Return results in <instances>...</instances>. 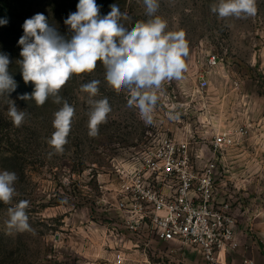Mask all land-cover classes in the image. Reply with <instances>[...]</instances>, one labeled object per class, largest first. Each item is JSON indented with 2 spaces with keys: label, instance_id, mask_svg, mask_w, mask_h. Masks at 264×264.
I'll return each mask as SVG.
<instances>
[{
  "label": "rangeland",
  "instance_id": "374dc122",
  "mask_svg": "<svg viewBox=\"0 0 264 264\" xmlns=\"http://www.w3.org/2000/svg\"><path fill=\"white\" fill-rule=\"evenodd\" d=\"M7 1L0 0V18L8 20L0 25V52L8 54L9 72L18 85L8 99L27 115L15 127L9 101L0 97V171L18 177L13 204L0 202V264H206L191 246L157 241L147 238L146 231L133 233L126 227L118 171L128 170L134 155L157 140L155 134L209 143L224 129L235 133V145L225 155L220 176L229 183L240 227L225 264H264V0H257L254 17L225 19L210 10L218 0H159L156 15L167 21L168 30L186 33L184 79L163 85L153 122L147 124L128 105L125 91L117 94L107 86L102 65L91 74L74 75L60 92L75 109L68 143L63 154L52 155L47 140L54 132L53 113L62 105L49 99L37 107L34 100L18 98L34 89L31 82L24 83L16 63L22 59L18 40L24 21L37 13L70 38L64 20L79 0ZM96 3L101 15L116 3L130 17L124 21L129 29L149 19L143 0ZM210 53L222 59L215 69L207 67ZM207 70L209 87L201 89L197 76ZM93 79L101 81L95 99L106 97L112 109L95 138L88 135L89 97L80 90ZM20 200L29 201L31 232L6 227L8 208Z\"/></svg>",
  "mask_w": 264,
  "mask_h": 264
},
{
  "label": "clouds",
  "instance_id": "9594fccd",
  "mask_svg": "<svg viewBox=\"0 0 264 264\" xmlns=\"http://www.w3.org/2000/svg\"><path fill=\"white\" fill-rule=\"evenodd\" d=\"M149 19L136 21L130 29L127 13L119 6L110 5V12L100 14L101 6L96 0H79L76 11L64 20L72 35L66 38L49 24L43 13H37L24 21L23 35L18 44L21 47L17 60L25 84L31 82L34 89L18 98L34 100L37 107L49 99L62 105L53 113L54 132L47 143L54 149L52 154H63L71 132L75 109L60 95L67 82L75 75L93 73L98 63L103 66L107 86L119 94L125 91L130 107L139 110L145 123L153 122V113L163 96V85L173 80L184 79L187 71L186 58L189 44L183 30L169 31L168 24L156 15L159 0H143ZM211 12L225 19L247 18L257 14V0H218L211 5ZM7 18H0V25H6ZM8 54L0 52V97H7L17 88V82L9 72ZM101 81L93 79L82 84L80 90L88 94V135H99V126L107 122L111 106L108 99H95L99 95ZM8 116L15 127H20L27 113L8 99ZM177 119L176 116H171ZM15 172L0 171V202L12 205L18 195ZM29 201L20 200L8 208L7 229L18 233L31 232L26 209Z\"/></svg>",
  "mask_w": 264,
  "mask_h": 264
},
{
  "label": "built area",
  "instance_id": "2783aa9c",
  "mask_svg": "<svg viewBox=\"0 0 264 264\" xmlns=\"http://www.w3.org/2000/svg\"><path fill=\"white\" fill-rule=\"evenodd\" d=\"M221 62L210 53L207 67L215 69ZM197 79L201 89L209 87L208 70ZM234 134L224 129L209 143L194 144L189 138L155 134L157 140L134 155L129 169L118 171L126 227L133 233L146 231L147 238L157 241L191 246L206 264H225L226 253L237 246L239 226L229 183L220 176Z\"/></svg>",
  "mask_w": 264,
  "mask_h": 264
},
{
  "label": "trees",
  "instance_id": "16d2710c",
  "mask_svg": "<svg viewBox=\"0 0 264 264\" xmlns=\"http://www.w3.org/2000/svg\"><path fill=\"white\" fill-rule=\"evenodd\" d=\"M34 2L35 0H8L7 2H10V3H17V4H22L24 2Z\"/></svg>",
  "mask_w": 264,
  "mask_h": 264
},
{
  "label": "crops",
  "instance_id": "0c3cea01",
  "mask_svg": "<svg viewBox=\"0 0 264 264\" xmlns=\"http://www.w3.org/2000/svg\"><path fill=\"white\" fill-rule=\"evenodd\" d=\"M238 228H240V227L238 226Z\"/></svg>",
  "mask_w": 264,
  "mask_h": 264
}]
</instances>
